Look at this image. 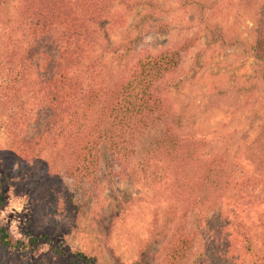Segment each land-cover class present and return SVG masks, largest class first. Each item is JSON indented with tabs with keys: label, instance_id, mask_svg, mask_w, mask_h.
Instances as JSON below:
<instances>
[{
	"label": "rangeland",
	"instance_id": "374dc122",
	"mask_svg": "<svg viewBox=\"0 0 264 264\" xmlns=\"http://www.w3.org/2000/svg\"><path fill=\"white\" fill-rule=\"evenodd\" d=\"M138 1L131 11L115 5L117 17L97 26L98 51L105 52V60L115 74L117 69L120 71L118 78L129 79L141 71L136 61L141 60L145 67L150 59L164 52L188 46L180 55L173 77L174 83L179 82L177 90L169 87L173 90L174 108L183 121L194 122L190 134L206 142L209 156L218 155L228 161L231 169L237 166L245 174L222 213L211 212L210 220L203 223L212 242L206 254L214 261L218 252L232 247L241 256L238 264H252L254 260L264 264V172L244 156V148L264 126V79L259 77L258 62L250 49L257 41L253 16L259 12L264 21V0H198L205 3L202 21L197 8L183 5L182 0ZM247 1L250 11L245 7ZM21 2L0 0V66L38 48L24 19L18 16ZM259 44L264 50V42ZM128 60L136 63H132V69L131 65L125 67ZM37 64L35 59L31 67ZM29 72L36 78L39 70ZM162 86L168 87V83ZM2 94L0 91V174L6 180L0 223L12 237L28 240L29 235L45 234L68 250L90 254L95 264H118L116 258L123 264H159L162 242L149 232L155 211L164 205L152 199L154 193L141 180L133 183L120 175L117 163L104 154L103 148L95 151L94 157L86 156L77 162L69 161L60 147L45 149L37 158V173L52 174L37 193V202L28 195L34 190L32 185L24 192L17 188L13 174L20 161L9 152L7 126L11 115L21 107L8 102ZM23 99L26 111L37 112L31 96ZM25 122L27 138H33L42 128L36 115ZM24 126L20 123L16 128ZM148 143L149 140L139 142L138 157ZM192 214L187 224L198 233ZM217 232L222 233L221 237ZM247 246L256 257L246 253ZM196 250L190 249L186 264L193 263ZM11 255L0 259L1 264H68L53 255L47 245Z\"/></svg>",
	"mask_w": 264,
	"mask_h": 264
},
{
	"label": "trees",
	"instance_id": "16d2710c",
	"mask_svg": "<svg viewBox=\"0 0 264 264\" xmlns=\"http://www.w3.org/2000/svg\"><path fill=\"white\" fill-rule=\"evenodd\" d=\"M138 3V0H22L18 16L24 19L38 48L0 66L2 95L21 107L11 115L7 126L9 152L20 161L13 179L22 192L29 190L30 185L36 188L28 195L37 202V193L52 174L37 173L36 161L43 150L60 147L59 151L69 161L77 162L86 156L94 157L95 151L101 152L103 148L104 154L117 163L120 175L133 183L141 180L154 193L152 199L164 205L155 211L149 232L162 242L159 264H186L185 256L192 247L198 250L191 264H238L241 256L232 247L218 252L214 261L206 254L212 242L203 223L210 220L211 212L222 213L233 191L242 184L238 185V180L245 178V174L237 166L231 169L220 156H209L206 142L190 134L194 122L183 121L174 108L171 89L177 90L179 82L174 83L173 77L180 55L188 46L164 52L150 59L145 67L141 60L136 61L141 71L129 79L118 78L120 71L117 69L116 75L105 60V52L98 51L97 26L117 17L115 5L131 11ZM182 4L197 8L199 20L205 18L204 2L182 0ZM245 7L250 11L248 1ZM255 14L257 41L250 49L258 62L259 77L264 79V50L259 44L264 42V21L259 12ZM35 59L38 64L31 67ZM132 63L136 64L128 60L125 67L131 65L132 69ZM34 68L39 70L36 78L29 72ZM166 83L168 87L160 88V84ZM27 96L35 100L37 112L25 110L23 98ZM31 113L39 118L42 128L33 138H27L25 121L31 120ZM20 123L25 126L17 129ZM141 140L149 143L138 157L136 149ZM244 156L259 172H264V126L244 148ZM5 180L0 174V207ZM51 189L50 186L47 191ZM191 214L197 221L198 233L187 224ZM42 245L68 264H95L90 254L68 250L45 234L29 235L28 240L14 239L0 223L1 260L12 256L11 252L27 253ZM246 253L256 257L249 246ZM116 261L123 264L119 258ZM252 264H257L256 260Z\"/></svg>",
	"mask_w": 264,
	"mask_h": 264
}]
</instances>
